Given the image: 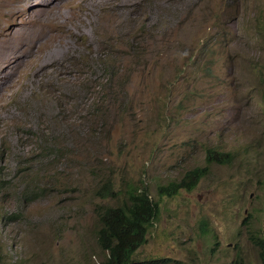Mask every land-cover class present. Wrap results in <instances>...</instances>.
Here are the masks:
<instances>
[{
    "label": "rangeland",
    "instance_id": "rangeland-1",
    "mask_svg": "<svg viewBox=\"0 0 264 264\" xmlns=\"http://www.w3.org/2000/svg\"><path fill=\"white\" fill-rule=\"evenodd\" d=\"M54 2L45 13L39 0H11L12 21L0 12V35L11 32L0 77L17 79L0 90V264H101L98 213L131 187L159 203L136 262L263 264L264 0ZM47 16L58 24L40 35L31 75L19 55ZM111 71L121 99L95 119L104 136L74 146L88 133L83 112L69 111L76 100L109 105ZM206 149L234 159L212 164L192 191L159 198L157 186L203 166ZM105 182L113 196L99 195Z\"/></svg>",
    "mask_w": 264,
    "mask_h": 264
},
{
    "label": "trees",
    "instance_id": "trees-1",
    "mask_svg": "<svg viewBox=\"0 0 264 264\" xmlns=\"http://www.w3.org/2000/svg\"><path fill=\"white\" fill-rule=\"evenodd\" d=\"M103 116L102 108L98 109L94 115L95 119L99 120ZM79 141L84 143L91 140L80 136ZM208 153L210 156L205 159V166L186 172L179 182H171L167 186H158L157 195L159 197H172L180 189L190 190L197 185L201 178L207 175L211 163L227 164L230 162L231 156L228 154H222L215 150H208ZM99 195L104 198L113 196L112 186L105 182L99 189ZM125 195L126 199L122 204L109 207L98 213L100 226L97 233L98 243L102 250L108 253V258L103 264H136L133 255L146 243L152 223L158 213V203L151 200L145 187H131L125 191ZM256 244H258L257 247L261 252L264 264V242L256 241ZM169 263V259L161 258L142 264ZM234 264H240V262L236 260Z\"/></svg>",
    "mask_w": 264,
    "mask_h": 264
},
{
    "label": "clouds",
    "instance_id": "clouds-1",
    "mask_svg": "<svg viewBox=\"0 0 264 264\" xmlns=\"http://www.w3.org/2000/svg\"><path fill=\"white\" fill-rule=\"evenodd\" d=\"M191 11H187V13H190ZM182 24V21H180L179 23H178V25L180 26ZM227 37V33H225V34H222L221 36H220V38H221V40L217 43V47H222L223 46V38H226ZM130 49H131V51L133 52V50H134V52L133 53H139V52H141V49H139L138 47H130ZM200 55H202V56H205V52L204 53H200ZM192 59V56H189L188 57V60L190 61ZM94 66L95 67H98V68H103L102 67V63L100 62V58L99 57H96L95 59H94ZM108 72H110V71H108ZM181 73H183V71H181ZM206 73H209V69H208V67L206 68ZM104 81L105 82H111L112 83V85H111V88L109 89V91H108V96H107V100H106V102H109L110 104L108 105H102L101 107H98L97 109H96V111L98 110V109H100V108H102L103 109V111H104V116H103V118L101 119V121L102 122H104L105 121V116H106V114H107V111H108V108L110 107V106H112V107H115V106H117L118 105V103L120 102V99H121V97H120V95H119V93H118V91H117V89H116V86L119 84V82H118V78H115V76H113V73H112V71H111V73L110 74H105L104 75ZM13 89V88H12ZM11 89V90H12ZM10 90V91H11ZM9 91V92H10ZM96 111H90L89 110V106H88V103H81V100H76L75 102H74V104H73V106H72V108L70 109V111L69 112H72V114H74V115H76V114H79V113H81V112H83V114H84V116L79 120V122H80V128H84V130H86V132L88 133V137L87 136H84V137H87V138H89V140H91V141H99V140H101V138L104 136V133H105V125L103 124V125H101V126H99L98 125V123L95 121V117H94V115H95V113H96ZM68 112V113H69ZM86 117V118H85ZM88 118H90V122L91 123H94L95 124V127H92L91 126V124L90 123H87V122H85L84 120L85 119H88ZM96 120H99V119H96ZM35 137H37V138H40V136L37 134V135H34ZM90 141V142H91ZM77 142H80L79 141V139L78 138H76V141H75V144H74V146L76 145V143ZM85 143H89V142H84L83 144H85ZM52 144V143H51ZM74 146H73V148H74ZM50 147H51V145H49V148L48 149H50ZM82 146H80L79 148H81ZM72 148V149H73ZM55 149H59V148H55ZM208 150H215V151H217V152H219V153H222V154H228L229 156H231V159H230V162L229 163H227V164H219V165H228V164H230L232 161H233V159H234V154L233 153H231L230 151H228V152H221V151H218V150H216V149H206V151H205V157H204V159H208L209 158V153H208ZM77 153H81V152H77ZM67 154V153H66ZM212 164H215V163H211L210 165H209V169H210V166L212 165ZM206 165V162H205V164L203 165V166H205ZM203 166H198V167H203ZM195 168H197V167H195ZM194 169V168H193ZM190 170H192V169H190ZM190 170H188V171H190ZM188 171H186V172H188ZM185 172V173H186ZM209 172V171H208ZM185 173L183 174V176L185 175ZM208 174V173H207ZM183 176L179 179V180H177V181H171V182H179L182 178H183ZM205 177V176H204ZM203 177V178H204ZM202 179V178H201ZM201 179H200V181H201ZM1 180V179H0ZM199 181V182H200ZM171 182H169V183H171ZM199 182L197 183V185L199 184ZM169 183H167V184H165V185H161V186H167ZM196 185V186H197ZM160 186V185H159ZM196 186L195 187H192L190 190H186V189H180L178 192H177V194L179 193V192H181V191H186V192H190V191H192L193 189H195L196 188ZM158 187V186H157ZM146 188V187H145ZM147 190V189H146ZM156 190H157V188H156ZM156 193H157V191H156ZM149 194V193H148ZM177 194H175V195H177ZM174 195V196H175ZM159 197V196H158ZM164 197V196H163ZM165 197H167V196H165ZM173 197V196H172ZM159 198H161V197H159ZM170 198V197H169ZM153 201V200H152ZM154 202H157V201H154ZM158 203V202H157ZM158 207H159V203H158ZM102 212V211H101ZM155 220V219H154ZM147 240V239H146ZM97 241H98V237H97ZM144 245V244H143ZM142 245V246H143ZM101 248V247H100ZM101 250H102V248H101ZM103 251V250H102ZM103 252H106V251H103ZM107 253V252H106ZM136 253V252H135ZM134 253V254H135ZM134 256V255H133ZM107 258H108V253H107V257H106V259L101 263V264H103L106 260H107ZM159 259H161V258H159ZM165 259H168V258H165ZM134 260V259H133ZM155 260H158V259H154V260H149V261H155ZM170 260V259H169ZM149 261H142V262H136L135 260H134V262L136 263V264H142L143 262H149Z\"/></svg>",
    "mask_w": 264,
    "mask_h": 264
},
{
    "label": "bare ground",
    "instance_id": "bare-ground-1",
    "mask_svg": "<svg viewBox=\"0 0 264 264\" xmlns=\"http://www.w3.org/2000/svg\"><path fill=\"white\" fill-rule=\"evenodd\" d=\"M30 1H32V0H18V2L21 4H27ZM39 1L41 2L40 6H43L44 4L46 5L45 13L47 11H49V9H51V7L55 6L54 0H39ZM0 3L2 5V9H0L1 14L8 16L10 21L14 20L7 12V6L11 4V0H0ZM26 9H28V8H25L24 10H26ZM45 13L38 15V16H32L31 21L32 22L37 21V18L44 16ZM22 14H23V9H20L16 12V15H18V16H22ZM52 23L58 24V21L56 20V17H54V16H52V17L47 16L46 18L40 19L38 21V24H37L38 25L37 33L34 35L33 39L29 43H27L26 47L22 50L21 54L19 55V61H18L19 64L18 65H25L26 73H30L31 75H33L35 70L37 69V67L41 61V58H42V47H43V42L39 41V37L42 34V32L46 29L47 25L52 24ZM20 24H21V22H20ZM9 36H11L10 30H5L0 35V43H3L4 40ZM53 37L59 41L62 38L61 36L58 35V33H55L53 35ZM2 54H3V52H2ZM2 54H0V55H2ZM7 57H9V55H7V53L5 52L4 59H6ZM10 67H11V62L6 63V65L3 68V71L9 70ZM16 81H17V79L13 77V72L8 76L4 75L2 78L0 77V84H1L0 90L5 88L9 83H13Z\"/></svg>",
    "mask_w": 264,
    "mask_h": 264
}]
</instances>
